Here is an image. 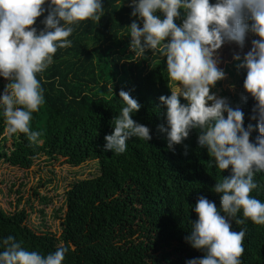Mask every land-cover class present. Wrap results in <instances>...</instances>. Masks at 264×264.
<instances>
[{
	"label": "trees",
	"instance_id": "obj_1",
	"mask_svg": "<svg viewBox=\"0 0 264 264\" xmlns=\"http://www.w3.org/2000/svg\"><path fill=\"white\" fill-rule=\"evenodd\" d=\"M129 3L102 0L100 19L73 24L71 46L57 48L53 63L37 74L44 102L32 114L30 128L40 133L38 144L23 133H6L0 117V144L5 141L0 164L29 169L41 156L72 166L98 161L100 175L67 191L59 237L30 228L27 211L18 205L12 210L0 207V238L12 235L21 247L40 254L64 246L68 251L62 264H185L203 256L186 241L189 222L196 219L191 206L202 195L219 209V194L211 188L230 174L209 163L207 150L197 143L198 129L174 150L167 147L157 127L164 124L159 97L170 95L171 89L165 58L156 50L136 54L130 49L126 27L141 22L131 15ZM178 11L177 26L184 18L183 10ZM45 15L47 11L36 18L33 27L38 31ZM234 68L240 97L229 96V104L241 108L245 128L252 125V141L259 135L256 121L250 119L256 101L243 88L245 74ZM121 90L140 104L131 118L149 128L151 139L133 137L123 153H113L103 150L104 136L111 134V122L122 107ZM253 179L257 188L250 195L264 202V172L254 173ZM236 217L244 223L233 219L232 230L245 229L241 264H264V225L254 224L242 212Z\"/></svg>",
	"mask_w": 264,
	"mask_h": 264
},
{
	"label": "clouds",
	"instance_id": "obj_2",
	"mask_svg": "<svg viewBox=\"0 0 264 264\" xmlns=\"http://www.w3.org/2000/svg\"><path fill=\"white\" fill-rule=\"evenodd\" d=\"M129 6L141 22L126 27L130 49L136 54L159 51L174 85L170 95L159 97L164 124L157 127L167 147L174 150L192 129H198L197 143L207 150L209 163L214 162L222 173L230 170L211 188L219 194V209L202 195L191 206L196 219L189 222L186 241L204 255L185 264H241L245 229L232 230V220L243 224L236 217L242 212L254 224L264 225V202L250 195L257 188L254 173L264 172V0H130ZM179 9L184 18L177 26ZM45 11L38 31L33 25ZM103 11L102 0H0V78L8 81L0 92V117L6 133H23L30 142H40V133L30 128L32 114L44 102L37 74L53 63L57 48L71 46L73 24L98 21ZM249 33L257 38L242 58L237 52L232 59L245 70L243 88L256 101L250 119L256 121L259 135L252 141L253 127L243 126L241 108L210 93L225 78L217 50L228 42L243 49ZM118 95L122 107L103 145L104 151L113 153H123L126 141L133 137L151 139L149 128L131 118L140 104L124 90ZM241 99L246 101L247 96ZM67 251L58 246L40 254L21 247L12 235L0 238V264H62Z\"/></svg>",
	"mask_w": 264,
	"mask_h": 264
},
{
	"label": "rangeland",
	"instance_id": "obj_3",
	"mask_svg": "<svg viewBox=\"0 0 264 264\" xmlns=\"http://www.w3.org/2000/svg\"><path fill=\"white\" fill-rule=\"evenodd\" d=\"M257 38L251 33L246 35L243 49H239L234 43H224L217 50L218 67L225 72V78L217 81L210 89L219 97H240L236 87L237 61L232 59L234 53H239L241 58L244 52L251 47V40ZM244 74L245 70L240 69ZM0 82V92L4 85ZM170 82V87L173 88ZM178 86V85H177ZM6 145L11 142L7 141ZM5 141L0 144V148ZM62 159H50L41 156L35 160L29 169L12 167L0 164V207L12 210L18 205L19 209H25L29 216L28 225L34 231L50 232L59 237L62 233V220L66 211V193L76 182L100 175L98 161L87 160L79 166H72ZM57 225V226H56Z\"/></svg>",
	"mask_w": 264,
	"mask_h": 264
},
{
	"label": "bare ground",
	"instance_id": "obj_4",
	"mask_svg": "<svg viewBox=\"0 0 264 264\" xmlns=\"http://www.w3.org/2000/svg\"><path fill=\"white\" fill-rule=\"evenodd\" d=\"M57 226V225H56ZM74 228V227H73Z\"/></svg>",
	"mask_w": 264,
	"mask_h": 264
}]
</instances>
